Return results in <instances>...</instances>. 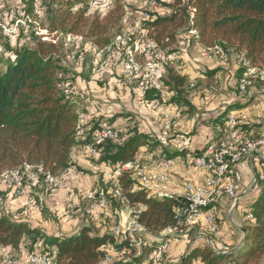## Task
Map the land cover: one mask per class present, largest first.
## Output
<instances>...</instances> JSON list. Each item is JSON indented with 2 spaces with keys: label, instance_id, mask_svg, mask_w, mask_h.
Segmentation results:
<instances>
[{
  "label": "trees",
  "instance_id": "obj_1",
  "mask_svg": "<svg viewBox=\"0 0 264 264\" xmlns=\"http://www.w3.org/2000/svg\"><path fill=\"white\" fill-rule=\"evenodd\" d=\"M21 1L27 19L34 18L35 9L42 11L40 29L45 30L48 37L54 33L76 36L87 40L89 46L95 49H102L122 34V18L127 12L124 6L116 3L105 16L88 18V0ZM151 1L155 3L154 10L162 8L169 13L160 16L156 12H146L147 18L141 23L140 29L155 41L161 53H172L173 48L183 41L182 36L194 30L196 36H187L189 42L196 41L204 48L218 46L229 58L242 55L249 67L264 68V0ZM32 37L33 48H12L7 40L1 44L4 51L13 56L4 61V70L0 73V177L24 165L40 167L46 173L56 175L65 168L75 167L71 162V151L83 143L76 139L77 113L83 109L80 102L64 94L62 85L70 83V80L65 77L60 49L52 41H42L34 35ZM165 70L163 92L160 94L148 88L144 91L143 99L146 102L158 101L162 105L186 108L187 113H191L194 107L187 97L193 84L185 75L166 67ZM243 70H236L237 78ZM165 93L170 96L163 101ZM255 98L254 94L245 99L246 103ZM238 104L227 106L220 117L237 108ZM114 119L93 118L87 125H91L94 130L98 122L105 120L111 124ZM221 129L223 123L219 125L213 141L219 139ZM157 146L148 136L131 129L127 131L123 142L104 144L99 149L98 161L114 168L134 159L140 148L150 147L153 150ZM175 156L172 154L169 157ZM259 163L262 173L256 174L257 191L248 206V212L243 216L242 247L232 253L228 247H224V251L220 247L214 250L207 245L193 248L176 264H190L193 260L201 264H264V160ZM40 181L43 180L40 179L31 188L37 187ZM118 182L131 205L142 204L145 207L141 223L151 235L175 225L173 200L154 199L145 191L130 192L131 180L127 175L118 178ZM104 185L105 188L99 186L98 189L107 201H111L108 184ZM3 191L0 190V198ZM27 191L30 195L31 189ZM45 192L48 193L46 188ZM81 201L84 202V198ZM246 214L251 216V221L245 220ZM23 241L28 243L29 252L38 246L39 254H53L57 264H99L105 256V246L118 247L110 235L97 234L89 224L69 236H46L26 222L15 221L0 210V248L15 251ZM143 256L136 255L114 264H142Z\"/></svg>",
  "mask_w": 264,
  "mask_h": 264
},
{
  "label": "built area",
  "instance_id": "obj_2",
  "mask_svg": "<svg viewBox=\"0 0 264 264\" xmlns=\"http://www.w3.org/2000/svg\"><path fill=\"white\" fill-rule=\"evenodd\" d=\"M101 0H94L93 5H98ZM149 7L154 8L153 1L148 2ZM128 15L124 13L123 19ZM146 16V15H145ZM143 36L125 37L117 36L111 44L102 49L89 46L93 54L92 64L84 62V68L97 66L96 75L101 76L108 67L111 58L122 60L124 64L125 83H136V89L141 93L138 106L150 104L156 109L162 106L158 101L146 102L143 94L146 89L162 93V79L165 76V66L154 60V54L161 53L155 41ZM188 37L196 36V31L190 30ZM67 41H75L76 36H66ZM52 43H55L52 41ZM196 44H199L195 41ZM199 46H201L199 44ZM202 53L206 58H216L223 64H228L229 55L218 46L204 48ZM171 57L166 55L165 59ZM156 59H158L156 57ZM78 60L82 64V57ZM142 60V61H140ZM236 67L244 68L236 81V90L240 97L248 99L254 96V84H258L259 94L264 98V68L249 67L242 55L237 56ZM64 94L71 100L80 102L87 100L82 92L76 90L70 83L62 85ZM107 92V91H106ZM137 106V103L135 104ZM91 118L84 110L77 113L76 139L83 141L81 151L85 156L99 158V149L107 142H120L124 134L120 127L109 124L103 120L97 127L87 125ZM246 124V117L232 112L225 115L223 129L219 130L218 140L206 145L201 153L193 159L192 164L206 172L202 185L186 184L182 193H175L169 187L167 173L173 165L169 158H158L159 152L141 148L134 159L114 168L105 164L107 172L104 180L108 184L111 201H107L103 193L97 188H92L84 197L89 203L88 213L92 222L102 223L104 233L110 235L118 247L105 246V256L99 264H114L124 259H130L136 255H142V264H161L172 244H178L187 239L190 234L198 235L201 230L217 236L219 230L214 224L213 213L223 198L237 202L241 193L242 176L238 170L239 165L249 158H253L264 151V130L255 139L246 138L242 127ZM173 121L170 111L164 108L160 118V133L155 142L160 148L168 147L173 130ZM182 145V142L181 144ZM262 160L263 157H261ZM22 175L18 171H10L13 182V190L17 198H28V191L23 184L24 176L32 186L37 185L40 179L46 184L49 195H56L64 191L70 183L78 178V173L73 166L61 170L56 175L46 173L42 168L24 165ZM7 173V172H6ZM4 173L0 179L5 176ZM9 173V172H8ZM24 175V176H23ZM127 175L131 180L130 192L145 191L154 199L173 200V214L175 225L165 228L156 235H151L141 223V216L145 209L142 204L131 205L119 186L118 178ZM246 221H251V216H245ZM155 237V239H151ZM154 240V241H153ZM208 246L216 249L214 242L208 241ZM225 250L224 247H220ZM0 248L2 264H13V257ZM26 264H57L55 257L26 252L20 255Z\"/></svg>",
  "mask_w": 264,
  "mask_h": 264
},
{
  "label": "crops",
  "instance_id": "obj_3",
  "mask_svg": "<svg viewBox=\"0 0 264 264\" xmlns=\"http://www.w3.org/2000/svg\"><path fill=\"white\" fill-rule=\"evenodd\" d=\"M182 40L183 41L179 43L178 47L180 53L178 52V56H176V63L179 60V64L174 65L170 63V66L172 65L174 70L179 72V74L185 75L194 87L196 84H203L206 81H210V79L220 82V89L215 93H211L209 90H206L205 87L202 89L199 87L198 91L194 90L192 93L189 92L187 100L192 104L194 110L191 113H186V115L182 117V121H176L175 119L176 117L178 118L180 112L186 111V108H177L164 104L156 109L152 108L150 104L138 106V102L141 99V93L138 88L133 91V94L137 95V97L135 96L133 99L134 110L132 111L129 108L130 113L135 115L134 120L130 121L131 116L126 118L119 116L114 119L118 116V113L122 112L117 110V104L112 101L116 97L112 96L110 91L106 92L104 88L98 86L93 87L92 80H83L80 76L81 72H78L77 69L75 71L79 76H76L74 80L70 81V84L76 90L82 92L87 98V100H80V107L83 108L91 119L101 117L103 119H114L111 123L112 125L125 128L130 127L135 123L134 121H137V131L148 136L153 141H155L160 133L159 114L161 115L164 108L170 111V116L174 124L170 144L168 147L164 148L157 146L153 150L160 153L158 158H169L173 161V165L168 171L167 176L170 189L179 194L182 193L183 187L186 184L202 185L204 183L206 172L200 168H196L192 162L193 159L201 153L204 147L212 143L215 139L219 125L223 123L224 120L220 122L218 118L222 116L227 106L239 103L238 107L231 112L246 117V126L241 129L245 137L253 139L264 130V98L260 96L259 88L256 89V91L254 90L256 98L250 103H246L247 101L236 92L237 76L235 71L238 68L233 60H236L237 56H232V61L230 63L223 64L216 58H206L202 53V49L199 48V44L189 42L187 35H183ZM188 44L196 50L194 53L185 51L184 45ZM104 80H107V78L101 79V81ZM108 83H110V81ZM209 89L211 90L212 88L210 87ZM167 96H170V94ZM136 99L137 106L135 105L136 103H134ZM177 132H179L180 135H175ZM181 142L182 145H180ZM141 149L144 150L146 148L142 147ZM147 149L152 150L150 147ZM260 153L261 154L253 158L244 160L239 165L238 170L242 175L243 184L247 182L248 176L253 170L262 173L259 161L262 160L261 157L264 159V151ZM172 154H176V156L170 158L169 156ZM71 162L75 166L74 168L80 172L78 173V181L76 180L74 183H70L64 191L56 195H49L50 197H44L43 193H41L40 185L34 187L30 193L34 200L37 199L44 203V207H46L48 212L56 214L57 218H59L56 223L52 224L43 220L35 209V203L31 197L17 198V200L10 202V194H8L9 199L7 200H2V196V198H0V210L3 209L2 212L13 220L26 222L30 227L38 229L46 236L64 237L75 234L79 228L86 223L79 222L77 217L72 220H68V217L65 219L62 218L64 214L63 209L67 207L71 211H74V213L79 212V206H83V201L81 202V200L85 197L87 192L93 187L98 188L101 183L106 184L103 176L104 173L107 172V168L104 164L100 163L98 159L85 156L81 151L80 145L72 149ZM250 188L251 187L248 186L247 188L241 189L240 197L238 201L234 203L232 213L229 214V219L233 228L222 225L220 226V231L217 236L205 234L204 229L201 230L198 235H195V233L190 234L188 239L182 240L180 244H172L170 246L165 257L169 259L167 264L178 263L190 249L208 246L209 240H212L214 244L217 243V247H221V243L226 245L225 248L229 245H233V247L229 249H232L231 253L234 252L244 238L241 225L237 223L239 219L238 216L241 213L244 214L248 212V206L255 197V192L253 190L250 192ZM0 190L3 191L2 187H0ZM245 199L248 201L246 202ZM85 203L87 202L84 201V204ZM228 203V199L223 198L221 203L217 205L219 206L218 213H220L223 207ZM245 207L247 210H245ZM18 210L19 212L17 214ZM212 213H214V211H212ZM233 216L236 217L237 220L233 218ZM242 220L244 221V217L241 221ZM93 223L95 227L94 231L99 235L104 234V225L98 222ZM237 232H239L240 235L239 241L232 242V236H235L234 239H236ZM151 239H155V237L152 236ZM38 248V246H35L31 252L38 251ZM6 251L13 257V264H26L21 260L20 255L29 252L27 242L23 241L18 250L14 251L7 249ZM2 260L3 258L0 257V264H2ZM193 263L201 264L197 260H193L190 264Z\"/></svg>",
  "mask_w": 264,
  "mask_h": 264
},
{
  "label": "rangeland",
  "instance_id": "obj_4",
  "mask_svg": "<svg viewBox=\"0 0 264 264\" xmlns=\"http://www.w3.org/2000/svg\"><path fill=\"white\" fill-rule=\"evenodd\" d=\"M89 2V11L87 13L88 18H92L93 16H98L99 18L105 16L114 6L116 3H120L122 6L125 7V9L128 12V15L125 19H123L121 25H122V34L125 37H135V36H143L141 32V23L146 20L145 13L146 12H156L160 16H165L168 14L167 9H162L158 8L157 10H154L152 7H149L147 4L148 2H151V0H101V2L98 5H93L94 0H88ZM163 3H168L170 0H161ZM35 16L34 18H29L27 19L24 14V5L21 0H0V36L2 40L0 41V73L4 70V61L7 59H12V53L4 51V49L1 47V44L5 42L6 40L10 43L12 48H19V47H29L33 48L34 47V40H33V35L37 36L40 38L42 41H54L56 45H58L60 49V54L62 56V66L64 69V73L66 74L65 77L67 80H74L76 76H79L78 73H76V69L78 72H81L80 76L83 80L89 81L92 80V86L94 87H100L104 88L106 91H110L112 96L116 97L112 101L117 104V110L122 113H118V116H122L124 118L130 117L131 120H134L135 115L130 113V109L133 111V99L137 95L133 94V91L136 90V83H133L132 85H127L125 83V73H124V64L122 60H118L117 58H111L109 60V65L104 69V73L101 76L96 75L95 70L98 68L95 65H92L91 68L86 69L84 68V62L92 64L93 62V54L91 49H89V43L87 40L83 38H79L75 41H67L66 36H62L59 34H51L49 37L47 36V32L43 29H40V24L43 21V13L39 9H35ZM185 46V51H189L188 53H194V48H192L189 44L184 45ZM183 46V47H184ZM179 45H177L176 48H173V52L168 54L171 55V57H168L165 59L166 55L162 57L161 54H154V60L163 63V65L168 68L174 70L171 64L178 65L179 60L176 63V56L177 53H180V50L178 49ZM201 49V47L199 46ZM79 56L82 57V64L78 60ZM156 57L158 59H156ZM237 59V58H236ZM232 61L231 57L229 59L230 63ZM235 65L238 60H233ZM236 72V71H235ZM92 78V79H91ZM107 78V80L101 81V79ZM110 81V83H108ZM214 79H210V81H206L205 83H199L198 85L196 84L195 87L191 88L189 90L190 93H192L194 90L198 91L199 87L204 88L206 90H209L211 93H215L220 89L219 81ZM118 82V83H117ZM118 85V86H117ZM212 88L211 90L209 88ZM258 87V84H254V90ZM237 92V91H236ZM120 94V95H119ZM168 93H165L163 100H167L169 96H167ZM238 94V93H237ZM129 95V96H128ZM134 103H137V99L135 100ZM82 108V107H81ZM130 108V109H129ZM137 108V107H135ZM83 109V108H82ZM187 111V109H186ZM186 111L180 112L178 118L176 117V121H182V117L186 115ZM137 112V111H136ZM117 115V114H116ZM114 116V115H113ZM161 118V115L159 114V119ZM223 118H219V121L222 122ZM135 123L131 125L130 127H120L124 134L122 137V140H120L119 143L123 142L125 139V136L127 134L128 130L131 129H136L137 130V121H134ZM193 134V133H192ZM175 135H180L179 132H177ZM153 137V136H152ZM187 137V136H185ZM154 138V137H153ZM118 142H114L113 144H117ZM88 160V159H87ZM12 171H18L19 174L22 175L23 169H17V170H12ZM11 171V172H12ZM75 171L77 173H80L79 170ZM254 174V175H253ZM256 174L259 175L261 173L256 172V170H253L251 174H249L247 182L243 184V180H241V189L247 188L250 186L251 190H253L256 194L257 191V186L255 182ZM79 175V174H78ZM24 176V175H23ZM242 176V175H241ZM0 183L3 190V198L2 200H7L9 199L10 194V202L17 200V197L14 193L13 190V182H12V177L9 173L7 172L5 176H3L0 179ZM78 181V179H77ZM74 183V182H73ZM24 186H26V189L32 190L33 188L32 185L30 184V181L24 176L23 180ZM41 186L40 190L41 193H43L44 197H50L48 193H45V188L46 184L43 181H40ZM102 188H105V185L101 183L100 185ZM29 188V189H28ZM95 188V187H93ZM250 194V193H249ZM8 195V197H7ZM29 195V193H28ZM29 197L33 198V196L30 194ZM105 197V196H104ZM34 200V198H33ZM36 202H34V207L38 211V213L41 215L44 221H47L48 223H56L59 219L57 218L56 214L48 212L46 207H44V203L35 199ZM34 200V201H35ZM229 203L223 207L222 211L218 213V207L214 210L213 213V219H214V224L217 227V229L220 231V226L225 225L226 227H232L231 226V221L229 219V214L232 213L233 211V205L235 202L228 200ZM247 202L248 200L245 199ZM82 202V201H81ZM4 203V202H3ZM2 203V204H3ZM80 211L77 213H74V211H71L69 208L65 207L63 209L64 214L62 215V218L68 217V220L72 219H78L79 222H84L86 224H89L93 230H95L94 223L91 221L87 209L89 208V203L83 202V206H79ZM43 211H42V210ZM3 210V209H2ZM23 210V209H21ZM242 210V209H240ZM245 210L247 208L245 207ZM19 210L17 211L18 214ZM82 215V217H81ZM233 215V214H232ZM243 213H241L238 217L239 219L237 220L236 217L233 216L237 220V223L239 225L244 226L245 221H241L243 218ZM233 228V227H232ZM231 230V229H230ZM205 234H209L207 231ZM211 235V234H209ZM234 239L235 236H232ZM240 235L239 232H237L236 239H232V242H237L239 241ZM188 239V238H187ZM212 241V240H211ZM180 244V243H179ZM218 244L216 243L215 246ZM221 247H225L226 245L221 243ZM228 248L233 247V245L227 246ZM166 257V255H165ZM163 258L162 264H167V261L169 259ZM194 264V263H193Z\"/></svg>",
  "mask_w": 264,
  "mask_h": 264
},
{
  "label": "water",
  "instance_id": "obj_5",
  "mask_svg": "<svg viewBox=\"0 0 264 264\" xmlns=\"http://www.w3.org/2000/svg\"><path fill=\"white\" fill-rule=\"evenodd\" d=\"M243 242H244V238H243L242 242L240 243V245L238 246V248H237V249H239L240 247H242V245H243ZM237 249H236V250H237ZM236 250H235V251H236Z\"/></svg>",
  "mask_w": 264,
  "mask_h": 264
}]
</instances>
